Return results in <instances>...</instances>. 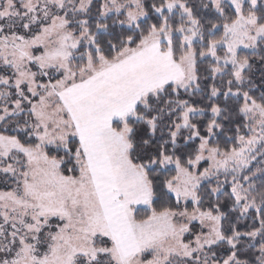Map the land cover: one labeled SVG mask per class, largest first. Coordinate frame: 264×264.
I'll return each instance as SVG.
<instances>
[{"label": "snow or ice", "instance_id": "obj_1", "mask_svg": "<svg viewBox=\"0 0 264 264\" xmlns=\"http://www.w3.org/2000/svg\"><path fill=\"white\" fill-rule=\"evenodd\" d=\"M0 264H264V0H0Z\"/></svg>", "mask_w": 264, "mask_h": 264}]
</instances>
